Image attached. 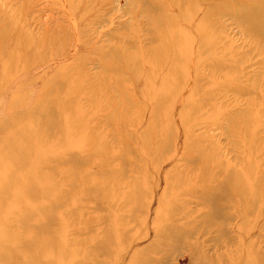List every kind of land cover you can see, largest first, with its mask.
<instances>
[{
  "label": "bare ground",
  "instance_id": "6f19581e",
  "mask_svg": "<svg viewBox=\"0 0 264 264\" xmlns=\"http://www.w3.org/2000/svg\"><path fill=\"white\" fill-rule=\"evenodd\" d=\"M34 1L38 2L29 0V6L18 8L19 16L9 12V3L0 2V175L10 180L0 185V264H105V259L114 261L112 264H149V259L142 263L141 260L155 243L161 247L167 240L178 244L182 237L193 239L189 247L197 249L201 234L179 230L178 225L187 221L176 225L173 216L166 214L170 211L168 202L174 197L169 200L164 192L176 183L167 180L170 164H162L161 150L172 137L179 154H186L194 162H207V158L192 150L193 145L185 144L194 127L192 117L199 111L198 99L207 97L206 90H200L198 84L201 76L198 64L202 60L195 46L205 24L220 16H232L235 11L242 29L255 39V48L264 53V0H142L136 11L131 9V22L123 29L132 34L136 31L132 35L135 52L109 46L100 50L99 60L119 73L115 88L127 95L128 104L119 105L121 113L115 118L146 167L142 170L136 167L137 177H133L128 191H123L125 184L121 187L113 184L107 190L106 185L99 186L100 192L94 188L90 194L99 196L115 212L123 204L129 205L131 211L147 209L141 211L144 214L141 218L136 217L138 233L133 238L116 227L105 241L90 238L85 243L75 239V246H82L73 251L65 243L64 222L59 221L57 239L49 227L53 217L47 206H57L60 199L49 200L56 185L38 165L51 168L55 162L62 163L65 156L78 157L70 151L77 141L75 138L92 145L98 139L76 104L81 94H92L97 104V95L91 93L83 78L73 76V68H78L76 62L95 44L91 45V36L99 32L96 36L99 38L104 33L102 28L109 22L111 11L101 10L95 19L81 23L75 17L76 7L62 0L64 7L59 4L57 10L67 17L69 29L58 27L54 37L47 33L38 37L26 25ZM137 17L148 22H138ZM116 32L114 35L118 36ZM141 37L149 46L142 44ZM209 51L213 56L215 49ZM215 59L209 58L211 74L218 69H230V62ZM235 64L238 66V62ZM260 64H264V59ZM224 89L241 96L242 90L233 79H227ZM114 106L117 110L118 103ZM108 118L114 119L113 113ZM261 151L248 145L247 157L229 169L230 177H225L215 188L208 187L219 194L199 193L198 198L204 199L213 210V215L207 218L214 220L216 231L235 221L231 230L240 255L231 260L232 264H264V158L256 160ZM141 173L145 178L141 183L144 190L138 191ZM225 186L231 192L227 199L223 198ZM14 189L26 190L33 197L12 199L7 194ZM11 213L19 217L20 235L4 230ZM31 225L38 231L32 232ZM73 231L80 235L85 228ZM86 246L95 251L83 252Z\"/></svg>",
  "mask_w": 264,
  "mask_h": 264
},
{
  "label": "rangeland",
  "instance_id": "374dc122",
  "mask_svg": "<svg viewBox=\"0 0 264 264\" xmlns=\"http://www.w3.org/2000/svg\"><path fill=\"white\" fill-rule=\"evenodd\" d=\"M2 1L9 3V12L13 16H19L18 8L21 6H29V0L24 2L0 0ZM37 1H34V6H31L26 18L28 30L38 37L44 33L54 37L58 27L69 29L67 17L57 10L59 4H64L62 0ZM117 1L83 0L84 10H81V0H68L76 7L75 17L81 23L95 19L101 14V10L111 11L109 22H106L102 28L105 30L104 33L99 38H96L99 32L91 36L90 43L95 44L92 45L91 50L85 51V56L80 58L79 63L76 62L78 68H73V76L83 78L91 93L97 95V104L92 94H81L76 104L84 112L85 119L93 126V135L95 134L98 139H95L93 141L95 145H92L84 143L82 139L80 143V140L75 138L77 140L74 141L75 147L71 146L73 149L70 151L76 153L78 157L65 156L66 159L62 163L55 162L51 164V168H46L41 163L38 165L43 174L53 178L51 181L53 180L56 185V189L50 191L49 200H52V197L60 199V203L55 207L47 203L49 205L46 210L53 217L49 227L51 226L54 238L57 239L59 221L64 222L65 243H68L66 246L68 250L72 249L71 251L82 246H75V239L83 240L85 243L90 238L105 241L114 233L111 231L116 227H121L128 237L133 238L138 233L136 217L141 218L144 215L141 211L147 209L143 207L131 211L129 205L123 204L115 212L99 196L90 194L94 188H98L100 192L99 186L106 185L105 190H107L113 184L120 187L125 184L123 191H128L133 184V177H137L136 167L139 170L146 167L141 161L137 148L130 138L126 139L115 118L121 113L119 105L123 107L124 104H128L125 100L128 98L127 95L120 90L117 92L115 88L118 86L115 85L118 72L115 69L111 70L99 60L100 50L109 46H121L129 53L135 52V48L132 47L135 37L132 35L136 34V31L132 34L123 28L131 22V9L136 11L137 7L142 6L143 1L119 0V4ZM234 12L232 16L230 14L220 16V19L215 18L214 22L205 24L201 29L202 37L195 46L198 57L202 60V63L199 61L198 64L201 72L198 84L200 90H206L207 97L200 98V101L198 99L199 111L195 116L192 115L194 127H191L185 144L193 145L192 150L207 158V162L205 164L194 162L186 154H179L172 137L161 150L164 158L162 164L166 162L170 164V171L166 173L167 180L169 183L172 181L176 183L164 192L167 199L174 197L168 202L170 211L166 214L169 217L173 216L176 225L184 220L187 221L186 224L178 225L179 230L201 234L198 238V247L190 249L189 244L193 243V239L187 240L184 237L178 244L167 240L161 247L160 244L155 243L151 251L145 253L141 263L149 259L147 260L149 264H232L231 260L237 259L240 255L239 244L231 230L235 221L227 222L225 227L216 231L214 220L207 218L213 215L211 206L204 199L198 198L199 193H210L213 196L219 194V191L208 190V187L215 188L225 177L228 175L230 177L233 166L244 162L248 145L253 146L256 151L262 150L261 155L256 156V160L264 158V64H260V60L264 59V53L255 48V39L244 28L242 29L235 16L237 13ZM142 20L148 22L146 18H136L138 22ZM117 28H120L118 32H116ZM115 32L118 36L114 35ZM141 39L145 38L141 37ZM142 44L149 46L147 40H143ZM214 49L212 56L209 50ZM242 57L243 60L240 61ZM209 58L230 62L231 67L222 71L218 69L211 74ZM237 62L238 66L235 64ZM227 79H233L240 86L241 96H237L234 91L224 89ZM117 103L118 108L115 110L114 105ZM112 113L114 119L109 120L108 116ZM129 135L133 137V133L130 132ZM78 146L83 147L81 148L83 150L81 151ZM159 165L161 166V162ZM160 166L158 167L161 168ZM151 167L149 169H152ZM140 175L137 189L143 191L144 187L141 183L145 178L143 173ZM5 179V176L0 175V185L10 182L8 178ZM17 180L21 181L19 177ZM7 195L12 199L27 200L33 197L32 194L28 196L27 191L22 189H14ZM211 195L205 194V196ZM230 196V189L225 186L223 198L227 199ZM227 212L231 211L227 210ZM18 221L19 217L11 213L4 230L7 228V232L20 235L22 230ZM78 228H85V232L75 235L73 230ZM30 230L38 231L34 225L30 226ZM138 236L139 239L142 238L141 235ZM82 251L91 253L95 250L86 246ZM99 258L104 260L102 257ZM104 261L105 264L114 262H110L109 259Z\"/></svg>",
  "mask_w": 264,
  "mask_h": 264
}]
</instances>
